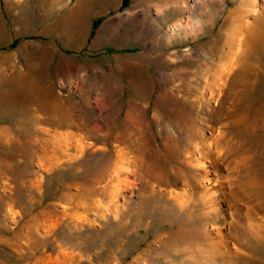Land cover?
<instances>
[{"label":"rangeland","instance_id":"1","mask_svg":"<svg viewBox=\"0 0 264 264\" xmlns=\"http://www.w3.org/2000/svg\"><path fill=\"white\" fill-rule=\"evenodd\" d=\"M76 4L0 0V264H264V0Z\"/></svg>","mask_w":264,"mask_h":264},{"label":"bare ground","instance_id":"2","mask_svg":"<svg viewBox=\"0 0 264 264\" xmlns=\"http://www.w3.org/2000/svg\"><path fill=\"white\" fill-rule=\"evenodd\" d=\"M83 3H84V0H77V4H76V6L78 5V6H80L81 4L83 5ZM179 22H181V20H178L177 22H175V23H173L172 24V26H176L177 25V23H179ZM254 46L253 47H259L260 45V41L258 40V37L254 40ZM247 56V55H246Z\"/></svg>","mask_w":264,"mask_h":264}]
</instances>
